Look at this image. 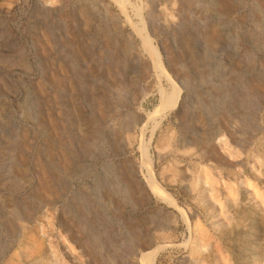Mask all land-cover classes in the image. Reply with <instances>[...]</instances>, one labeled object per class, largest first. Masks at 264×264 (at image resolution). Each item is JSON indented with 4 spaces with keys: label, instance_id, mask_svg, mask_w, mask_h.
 Returning a JSON list of instances; mask_svg holds the SVG:
<instances>
[{
    "label": "rangeland",
    "instance_id": "374dc122",
    "mask_svg": "<svg viewBox=\"0 0 264 264\" xmlns=\"http://www.w3.org/2000/svg\"><path fill=\"white\" fill-rule=\"evenodd\" d=\"M53 1L0 0V264H143L156 246L150 264H264L246 185L264 193V0ZM138 11L184 86L157 115L170 82L125 47ZM201 166L238 189L225 209L202 201Z\"/></svg>",
    "mask_w": 264,
    "mask_h": 264
},
{
    "label": "bare ground",
    "instance_id": "6f19581e",
    "mask_svg": "<svg viewBox=\"0 0 264 264\" xmlns=\"http://www.w3.org/2000/svg\"><path fill=\"white\" fill-rule=\"evenodd\" d=\"M46 1H48L50 4H52L54 2L53 0H46ZM123 1L124 0H118V3H119L121 11H123L125 13L126 11L123 8V6H124V3H126V2H123ZM121 4H123V6ZM221 6L223 8L227 7L226 3L224 4V2L221 4ZM137 15H138L139 20H140V22H138V23L133 22L132 19L127 17V16H126V19H127V22L129 23V25L131 27V30H132V32H130V33H132V34L135 33V35L139 38L140 45H139V47H137L136 43L134 44V42L131 40L129 42L127 41L128 43L125 44V47L128 46V51H131V53H133V55L136 56V59L139 62H142V59H141L142 54L140 53L139 49L145 50V52L148 53L147 55H149V59L153 61L154 68L157 71H161V72H164L166 74L167 79L170 82V89L167 92H165V95L163 97H161L160 104L158 105V108L154 112V113H156V112L161 113L162 111L167 109L169 106H173L175 104L181 103L182 91H183L184 86L180 80H178V82H177V80L174 78L175 76L169 72V70L167 69V67L163 63V60L161 58V55H160L158 49L153 45V43H152V32H151V28L149 27L148 21H147L148 16L142 15L141 12H139V11H138ZM216 32H217V30L215 28H213V29L211 28L209 30V32L207 34V38L210 42L214 41L215 35L217 34ZM117 35H118V33H117ZM120 36L121 35H118L117 37L120 38ZM122 44H124V43H122ZM182 77L183 78L185 77L184 72H183ZM157 113H156V115H157ZM150 117H153L152 113L149 114V118ZM131 120H133V119H131ZM133 121H135V120H133ZM130 129H131L130 126H126L124 128V131L130 132ZM168 137L166 138V136H164L161 138L162 140L160 139L161 140V147L167 148V147H170L171 145H173L172 143H173V137L174 136H171V137L168 136ZM207 140H208L207 144H210L211 138H207ZM219 146L222 149H224V152L228 156L229 155L230 156H237V151L234 150L232 145H230V143L226 139H224V140L221 139L219 141ZM141 149H142V156H143L142 163H143V165H145L144 167L147 168V172L149 173L147 180H146L147 184L149 185L150 188H152L153 192H155L156 195L163 197L170 204L174 205L175 202H174L171 194L167 193V191H165V189L161 186V184L154 178V175L152 173V162L150 161L151 159L148 158L149 155L147 152L148 151L147 147L145 145H142ZM66 158L67 157H65L64 159H66ZM67 163H69V162H67ZM216 177L214 176L211 169L204 167V166L203 167L201 166V169L198 171V174L196 176L194 183L197 186L200 185L199 188H200L201 193H202V196H201L202 201H206V202L208 201L209 203H211L214 206L215 205L219 206L220 207L219 211H220L223 208L225 209V207H226L225 205L227 203L226 201H228V200L233 201V202L235 201L234 195L237 193L238 189L236 187H234V186L232 187L231 185H228V184L224 187H221L222 185L221 186L219 185L218 179H216ZM245 181H248V180H245ZM45 184H46L45 186H49V187L51 186V185H49L48 182H46ZM246 185H248L247 191L252 192L254 197L257 199L258 203L262 207H264V193L260 192L258 190H255L254 187L252 186L253 184L250 185L249 182H247ZM248 187H250V189ZM46 188H45V190H48V188L47 189ZM251 188H253V189H251ZM245 189H246V187H245ZM222 192H223V194H226V197L224 196V198H223V196L221 194ZM175 206H177V205H175ZM217 215L220 216L219 212ZM193 228H195L194 236H195V240H196L197 244L201 248H203V246H207L208 242L205 241L206 239H204V234L202 233V230L199 228V226L195 225V226H193ZM159 248L160 247L156 246L154 248L144 250L142 253V256H141L143 264L152 263L155 260L157 254L159 252ZM61 258H62V256H61ZM50 260H48V263H45V264H63L62 262H60L59 257L54 253H52V257L50 258Z\"/></svg>",
    "mask_w": 264,
    "mask_h": 264
}]
</instances>
